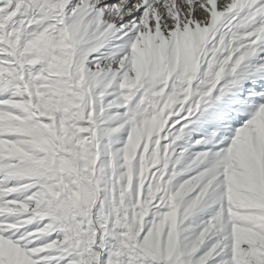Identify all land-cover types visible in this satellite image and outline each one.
<instances>
[{
	"label": "snow or ice",
	"instance_id": "1",
	"mask_svg": "<svg viewBox=\"0 0 264 264\" xmlns=\"http://www.w3.org/2000/svg\"><path fill=\"white\" fill-rule=\"evenodd\" d=\"M0 264H264V0H0Z\"/></svg>",
	"mask_w": 264,
	"mask_h": 264
}]
</instances>
